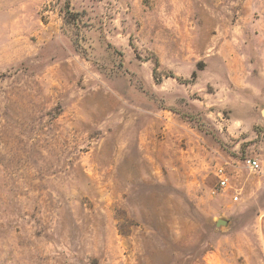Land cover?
Instances as JSON below:
<instances>
[{"label":"rangeland","instance_id":"obj_1","mask_svg":"<svg viewBox=\"0 0 264 264\" xmlns=\"http://www.w3.org/2000/svg\"><path fill=\"white\" fill-rule=\"evenodd\" d=\"M0 264H264V0H0Z\"/></svg>","mask_w":264,"mask_h":264},{"label":"built area","instance_id":"obj_2","mask_svg":"<svg viewBox=\"0 0 264 264\" xmlns=\"http://www.w3.org/2000/svg\"><path fill=\"white\" fill-rule=\"evenodd\" d=\"M247 165L252 169V170H255V171H258L260 169V163L258 160L256 159H252V158H249L247 160ZM222 185H226L227 184V179L225 178H222Z\"/></svg>","mask_w":264,"mask_h":264},{"label":"water","instance_id":"obj_3","mask_svg":"<svg viewBox=\"0 0 264 264\" xmlns=\"http://www.w3.org/2000/svg\"><path fill=\"white\" fill-rule=\"evenodd\" d=\"M225 223H226V221L222 220V219H219L218 222H217L218 225L225 224Z\"/></svg>","mask_w":264,"mask_h":264}]
</instances>
